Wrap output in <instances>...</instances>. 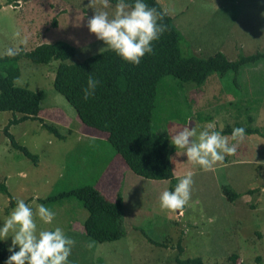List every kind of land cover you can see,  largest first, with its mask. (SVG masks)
Instances as JSON below:
<instances>
[{"label":"rangeland","instance_id":"obj_1","mask_svg":"<svg viewBox=\"0 0 264 264\" xmlns=\"http://www.w3.org/2000/svg\"><path fill=\"white\" fill-rule=\"evenodd\" d=\"M158 1L181 32L180 49L184 55L207 56L219 48L232 58L264 52V0H232L234 4L228 7L231 0ZM89 4L90 0H19L13 8L0 0V55L10 47L31 50L40 43L58 40L75 48L67 62H78L104 50L107 48L104 42L86 27L87 19L95 14V10L108 11L111 16L115 5L102 9L98 4L92 8ZM177 11L183 13L179 14L181 17L175 15ZM58 62L34 63L22 57L17 62L20 74L15 84L43 91L38 116L52 123L64 138L55 137L38 120L11 123L8 132L16 143L37 156L34 163L17 150L3 132L6 124L20 114L0 111V182L6 185L15 201L24 200L34 213L39 205H45L55 213L51 224L35 217L37 231L60 227L75 241L69 264H91V260L97 264H176V255L201 256L208 264H231L228 256L233 252L237 253L236 264L240 261L264 264V158L244 164V153L236 152L225 155L224 160L210 170H204L187 161L183 150L170 144L173 179L141 177L125 165L103 136L106 133L78 122L73 107L54 89ZM252 68L255 82H247L249 87L243 78L246 79ZM236 75L237 82L232 71L222 75V82H212L216 76L210 78L211 85L206 88L210 107L204 108H193L197 102L190 107L179 97L169 107L163 105L166 85H174L169 93L182 85V94L192 85L166 76L157 91L156 111L163 107L151 121L153 129L168 130L174 122H179V127L195 128L199 133L205 127V119L209 118L217 121L215 126L208 125L211 129H226L224 123L229 124L228 130L252 128L247 119L239 118L244 115L241 102L246 101L249 88L263 96L261 112L250 113L254 118L259 116L260 125H255L257 131L244 135L241 141L252 138L264 142V59L253 66L242 67ZM226 95H229L226 97L228 103H222L221 98ZM171 97L174 99V92L169 99ZM170 110L174 111L172 117L163 123V117L167 119ZM195 120L198 123H193ZM221 134L230 144L237 143L231 140L232 132ZM262 154L257 151L244 157L260 160ZM188 173L194 181L189 201L180 210L162 211L159 202L162 192L174 191L179 180ZM86 184H93L107 197L121 188L123 196H136V201H141L137 205L142 212L122 218L124 235L121 238L101 243L88 240L82 228L87 212L82 201L75 197L51 201V204L49 200H40L50 193H62ZM8 197L0 192V227L15 208L9 206ZM166 217L173 218V223L169 224ZM164 226L169 227L164 229ZM12 235L10 231L7 240H2L7 249ZM85 246L94 251V255L87 253Z\"/></svg>","mask_w":264,"mask_h":264},{"label":"trees","instance_id":"obj_2","mask_svg":"<svg viewBox=\"0 0 264 264\" xmlns=\"http://www.w3.org/2000/svg\"><path fill=\"white\" fill-rule=\"evenodd\" d=\"M14 2L16 0H5L6 4ZM126 2L132 3L133 0ZM144 2L162 14L163 19L158 23L166 25L167 30L153 42V53L145 54L139 65L123 60L108 48L81 61L67 62L73 56L75 48L61 40L40 43L31 50H24L21 47L15 57L0 55V111L20 114L6 124L3 132L25 157L34 163L37 162V156L25 146L16 143L8 132L7 128L11 123L27 119L38 120L42 127L55 137L64 138V135L52 123L38 116L43 91L15 84L20 74L17 62L22 57L42 64L59 60L54 71L53 87L73 107L78 122L106 133L107 141L132 172L144 178L157 180H172L174 177L169 146L170 129L154 130L151 125L153 117L156 118L160 114L163 105H167L168 100L173 99L172 97L169 99V96L174 91L170 93L169 91L174 85H166L165 102L156 111L157 91L162 80L166 76H172L181 82L200 86L213 73L222 76L232 71L237 82L236 73L243 66L264 59V52L260 51L240 55L235 60L228 59L220 51L207 56H197L195 53L184 55L180 49L181 32L160 1ZM109 3L116 5L117 0H109ZM180 12L177 11L175 15L181 17L183 13ZM89 76L98 80L99 84L94 94L85 100L83 90L87 87ZM163 118V123L169 122L168 118ZM232 130L224 131L230 133ZM245 132H250L249 128H245ZM224 191L227 193V189ZM0 192L9 196L10 207L16 206L17 200L11 197L6 185L1 182ZM62 197H75L82 201L87 212L82 228L88 240L110 242L124 235L120 191L113 198H108L93 184H86L62 193H50L45 200L51 202ZM153 242L158 245V242ZM85 248L88 250L87 253L94 255V251L87 246ZM178 249L181 251L180 242ZM15 250L18 251V248ZM9 255L5 243L0 240V264H5ZM236 258L235 252L228 256L231 264H236ZM174 261L176 264H208L201 256L185 258L176 255ZM91 264L97 262L91 260ZM238 264L246 263L240 261Z\"/></svg>","mask_w":264,"mask_h":264},{"label":"clouds","instance_id":"obj_3","mask_svg":"<svg viewBox=\"0 0 264 264\" xmlns=\"http://www.w3.org/2000/svg\"><path fill=\"white\" fill-rule=\"evenodd\" d=\"M18 2L19 0H16L14 4L6 5L14 8ZM97 4L102 6V9L110 7L109 0H90L89 7ZM162 19V14L149 7L144 0H133L132 3L117 0L111 16L108 11L95 10V14L87 19L86 27L123 60L139 65L145 54L153 53V42L167 30L166 25L158 23ZM24 42H27L26 38ZM3 54L15 57L19 54V49L10 47ZM226 57L230 59L227 55ZM235 59L237 58L230 60ZM98 84V80L89 76L87 87L83 90L85 100L94 94ZM170 134L171 144L176 149L183 150L187 161L204 170H210L214 164L222 162L225 155H235L237 151V144H230L228 138L220 131L211 130V126L205 127L199 133L195 128L188 126H173L170 128ZM244 135L243 127L234 128L231 138L239 142ZM193 183L192 174L188 173L179 180L174 191H163L159 197L161 210L182 209L191 197ZM35 217L46 224H51L55 213L45 205H39L34 213L24 200L18 199L15 208L0 227V240H7L9 232L13 233L7 249L10 255L5 264H69L68 258L75 241L67 237L60 227L38 232ZM17 248L18 251L15 250Z\"/></svg>","mask_w":264,"mask_h":264},{"label":"crops","instance_id":"obj_4","mask_svg":"<svg viewBox=\"0 0 264 264\" xmlns=\"http://www.w3.org/2000/svg\"><path fill=\"white\" fill-rule=\"evenodd\" d=\"M234 3H232V0L229 4H227V7L228 6H231L233 5ZM213 9H216V6H214ZM211 44V42H209ZM216 51H222L226 54V52L224 50H222L221 48L219 49H216L214 50L213 52H210L209 54H212ZM208 54V55H209ZM227 55V54H226ZM230 59H234L232 57H229ZM258 63V62H257ZM256 64V63H254ZM248 65V64H246ZM245 65V66H246ZM253 66V64H252ZM244 67V66H243ZM246 72V70H245ZM216 76V78L214 79V81H212L210 78ZM252 77H254V69H250L249 71V75L245 78H243V80L247 83H254L255 82V79ZM222 76L219 75L218 73H213L211 74L208 78H206L205 82L200 85V86H195V85H191V87H189L188 90L185 91L184 94H182V85L175 88L174 89V99L172 100H168V107L174 103V100L177 102V99L178 97L180 98V100H183L184 102L190 104V107L192 104H194L195 102H197V104L193 107V108H204V107H210L209 106V101L206 100L207 96H208V92H206V88L209 89L210 85H211V81L212 82H217V80L221 81L222 82ZM260 81V80H259ZM247 83V85H248ZM249 86V85H248ZM250 87V86H249ZM226 97H229V95H226V96H223L221 98V102L222 103H228V99H226ZM212 98L214 100H216L215 96H212ZM204 100V101H203ZM205 102V103H204ZM262 102H263V96L260 92H252L251 89L248 88V93H247V99L245 102H241V106L244 107L245 111H244V115L239 117V118H243V119H247V122L251 123L252 124V128H249V131L250 132H245V135H252L254 134L257 129L255 128V125H257L259 127L260 125V122H259V116L254 118L250 113L251 112H261V109H262ZM215 104H217L215 102ZM174 106V105H173ZM249 109V110H248ZM170 115L168 116V121L170 120V118L172 117L174 111H171L170 110ZM43 118V117H42ZM198 123L196 120L193 122V123ZM192 123V124H193ZM205 127H208V125H213L215 126L214 123H217L216 119H213V118H209V119H205ZM185 124H187V121H185ZM244 124V123H243ZM179 125V122H174V126H178ZM223 125H225L227 128L229 126L228 123H224ZM237 125V122L234 124V126ZM242 126V125H241ZM179 127V126H178ZM203 126V129L205 128ZM226 128V129H227ZM211 130H215V131H220V130H217L215 128L211 129ZM225 129L221 130L220 132L221 133H227L226 131H224ZM224 131V132H223ZM105 134V133H104ZM103 136H107V135H103ZM232 140V138H231ZM237 142V141H236ZM237 153H241L243 152L244 153V156L246 155H250L252 153H255L258 151L259 153H263L260 157V160L258 159H253V158H250V157H242V159H246V161L244 162V164H253V163H256V162H259V161H262L263 158H264V142L261 141L260 139H246L245 141H239L237 143ZM242 149V151L239 152V150ZM239 160V161H242ZM223 165V164H222ZM174 175V174H173ZM120 191L121 193V201H122V211H123V214H122V218L124 216L128 217L129 215H133V214H138L139 212H142V210H138L139 206L137 204H140L141 201H136L137 198L136 196H131L130 198H127L126 196H123L122 192H121V188L120 190H117V192ZM116 192V193H117ZM2 193V192H1ZM115 193V194H116ZM115 194L111 197H108V198H113L115 196ZM109 195V194H108ZM62 198H69V197H62ZM62 198H58V199H54L53 201L55 200H61ZM41 201H45V198L44 199H40ZM9 202H10V198H9ZM10 204V203H9ZM49 204H51V202H49ZM153 204V202L150 203V205ZM14 207V206H13ZM168 212H171V211H168ZM174 218V216H173ZM173 218L171 219H167V221L169 222V224H172L173 223ZM170 226V225H169ZM169 226H164V229L166 227H169ZM164 232L160 233L158 235V238H160V235H162ZM133 235V233H132ZM151 241H155V240H152ZM157 242V241H156ZM155 243V242H153ZM157 245V244H156Z\"/></svg>","mask_w":264,"mask_h":264}]
</instances>
